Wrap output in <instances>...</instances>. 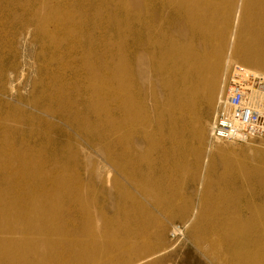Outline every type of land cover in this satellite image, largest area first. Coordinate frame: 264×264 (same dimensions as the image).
<instances>
[{
    "label": "bare ground",
    "instance_id": "bare-ground-1",
    "mask_svg": "<svg viewBox=\"0 0 264 264\" xmlns=\"http://www.w3.org/2000/svg\"><path fill=\"white\" fill-rule=\"evenodd\" d=\"M118 1L124 21L121 49H113L116 44L105 36L96 40L89 31L85 35L81 27L82 43L78 41L74 46L69 39H62L68 41L67 54H82H79L78 67L64 66L71 71L73 68L76 80H82L87 91L83 108L93 118L84 123L74 119L70 126L85 148L96 151L106 166L105 172H101V167L96 170L86 166L72 175L69 167H60L57 160L47 165L0 140V188H9L5 192L0 189V264H119L124 261L125 250L132 252L147 244L144 236L149 224L156 225L152 234L155 237L164 231L163 224L149 214L143 202L151 201L153 204H148L163 219L178 217L189 208L186 201L175 203L171 185H166L171 176L162 167L157 178L141 168L144 147L147 149L149 145L155 150L159 146L146 130L147 103L154 108L159 102L156 92L166 95L167 107L162 110L169 120L166 142L171 147L168 153L162 151V154L164 162L174 165L175 146H179L175 126L179 119L171 106L181 96L179 89L188 93L191 87L188 73L215 71L223 59L225 70L233 71V78L240 82H247L250 76L264 78V0ZM47 5L41 2L40 10ZM37 21L38 34L56 40L57 32L46 29L48 16L41 18L39 11L30 14L22 29L27 31ZM58 40L51 44L54 50H59L63 43ZM193 42L201 43L203 53L195 51ZM51 54L55 52L51 50ZM193 57L201 58L202 62L194 61ZM147 72L150 77H146ZM64 90L61 94L66 97ZM73 90L81 98L80 89H70ZM221 90L217 92V102L223 96ZM78 100L68 102L76 105V112L80 113ZM182 116H179L181 120ZM180 122L183 129L184 122ZM197 135L202 136V132L198 131ZM70 151L69 162L79 164L80 152ZM101 153L106 157L101 158ZM209 167V158L205 156L202 184ZM84 176L90 181L96 177L102 187L108 185L115 192L121 203L116 210L121 218L116 230L109 227L107 219L102 230L95 225V216L85 203ZM252 177L258 192L237 211L224 198L202 199L199 207L191 205L190 217L184 225L193 229L192 236L198 240L197 232H201L203 225V231L246 230L256 245H264V166L254 169ZM20 181L23 184L16 187ZM185 230V227L174 228L178 237H183ZM165 254L161 251L133 264H145ZM241 258L243 262L239 264H264V255L259 258L258 253L255 257L247 254Z\"/></svg>",
    "mask_w": 264,
    "mask_h": 264
},
{
    "label": "rangeland",
    "instance_id": "rangeland-1",
    "mask_svg": "<svg viewBox=\"0 0 264 264\" xmlns=\"http://www.w3.org/2000/svg\"><path fill=\"white\" fill-rule=\"evenodd\" d=\"M26 1L0 0V140L11 143L14 150L30 154L35 160L39 159L47 165L49 161L57 160L60 167L67 165L72 175L76 170L83 171L86 166L96 170L101 167L103 173L106 166L97 157L96 151L85 148L78 139L77 132L74 133L70 126L74 119L84 123L93 118L83 108L87 91L82 80H76L73 68L71 71L65 67H78L81 52L67 54L68 41L66 43L63 40L69 39L77 46L80 41H84L82 31L85 35L89 31L94 39L101 40L105 36L116 44L113 49H121L124 40L121 4L118 0H29L25 4ZM41 2L48 3L44 10H40ZM36 11H39L41 18L48 16L46 29L50 32L55 30L56 40L63 41L59 50L51 47L56 40L38 34L39 21L27 31L22 29L30 14ZM80 27L82 31L79 30ZM192 45L195 51L201 52L200 42H193ZM51 50L55 54L52 55ZM193 60L202 62L198 57H193ZM59 61H62V65H59ZM223 66L221 59L215 71H191L188 73V83L191 86L188 93L179 89L181 96L176 97L171 106L179 119L175 126L179 146H175L174 165L164 162L162 154V151L168 153L171 147L166 142L169 120L162 110L167 107L164 101L166 95L161 91L156 92L159 102L154 108L147 103L149 121L146 130L154 136V144L159 146L155 150L150 149L149 145L147 149L144 147L141 168L157 178L162 167L171 176V181L166 185H171L175 203L182 204L186 201L189 208L178 217L163 219L149 205L153 204L151 201L143 202L150 211L149 214L163 224L164 231L155 237L152 234L156 231V225L149 224L144 236L147 244L132 252L125 250V260L119 264L137 263L161 251L166 254L145 264H239L242 255L255 257L258 253L259 258L263 257L264 245H256L246 230L203 231V225L201 232H197V240L192 236L193 229L188 230L184 225L191 214L190 206L199 207L202 199L215 201L224 198L235 205L234 210L237 211L258 192L252 173L254 169L264 166V143L251 141L242 144H209V131L219 103L217 92L222 89L225 75L230 77L233 74V71H227ZM147 76L150 77L148 72ZM60 85H63L61 88L65 89L66 97L61 94ZM71 88L80 89L81 98L76 97L75 91H70ZM71 99L72 102L79 99L77 107L80 113L76 112V105L71 106V101L68 102ZM181 115L182 120L179 118ZM180 121L184 122L183 129ZM198 131L202 132V136L197 135ZM72 149L80 152L77 165L69 162ZM205 156L209 158L210 167L202 184L201 172ZM105 157L101 153V158ZM78 166L81 167L76 168ZM21 182L16 187L22 185ZM84 184L85 203L90 205L95 225L102 230L107 219L109 227L116 230L121 223L120 216L116 215L121 203L115 192L108 185L102 187L96 177L91 181L84 178ZM5 187L2 186L1 191L9 189ZM178 226L182 230L186 228L184 236L173 239V230ZM233 238L239 241L233 243Z\"/></svg>",
    "mask_w": 264,
    "mask_h": 264
},
{
    "label": "built area",
    "instance_id": "built-area-1",
    "mask_svg": "<svg viewBox=\"0 0 264 264\" xmlns=\"http://www.w3.org/2000/svg\"><path fill=\"white\" fill-rule=\"evenodd\" d=\"M222 91L209 131V144L264 143V78L250 76L247 82H240L233 75H225ZM176 237L173 230L172 238Z\"/></svg>",
    "mask_w": 264,
    "mask_h": 264
}]
</instances>
